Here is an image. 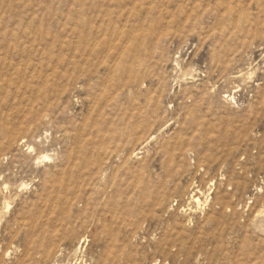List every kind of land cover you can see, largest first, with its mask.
<instances>
[{"label": "rangeland", "instance_id": "374dc122", "mask_svg": "<svg viewBox=\"0 0 264 264\" xmlns=\"http://www.w3.org/2000/svg\"><path fill=\"white\" fill-rule=\"evenodd\" d=\"M0 264H264V0H0Z\"/></svg>", "mask_w": 264, "mask_h": 264}]
</instances>
